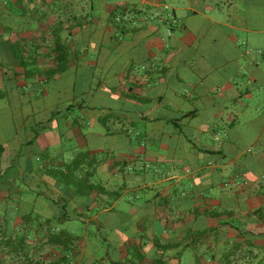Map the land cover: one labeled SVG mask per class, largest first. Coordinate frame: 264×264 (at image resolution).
I'll use <instances>...</instances> for the list:
<instances>
[{
  "label": "crops",
  "instance_id": "1",
  "mask_svg": "<svg viewBox=\"0 0 264 264\" xmlns=\"http://www.w3.org/2000/svg\"><path fill=\"white\" fill-rule=\"evenodd\" d=\"M0 264H264V0H0Z\"/></svg>",
  "mask_w": 264,
  "mask_h": 264
},
{
  "label": "rangeland",
  "instance_id": "2",
  "mask_svg": "<svg viewBox=\"0 0 264 264\" xmlns=\"http://www.w3.org/2000/svg\"><path fill=\"white\" fill-rule=\"evenodd\" d=\"M81 83H82V84H81ZM84 85H85V84H84L83 81L78 82V83H77V88L80 89V87H83ZM65 97H66V98H65V101H66V103H67V101H69L70 98L67 99V97H68L67 95H66ZM133 116H134V118H135L136 114H134ZM87 122H88L89 124H88V125H85V127H82V132H84V133H85V131H87V132H93V131H96V130L100 132V130H98V128H99L98 125H95V124L91 123L89 120H87ZM146 124H147V127L151 126V125L148 124V123H146ZM140 126L143 127L144 124H143V125H140ZM94 128H97V129L94 130ZM122 132H123V139H124V135H125V133H126L127 136L132 140L133 143L140 142V138L142 139V142H148V140H149V136H148V135H147V136L144 135V134L140 135V133H139L136 129H133V128H129V130H128L127 132H125V131H122ZM153 135H154V138H157V137H158V135H157V136H156L155 134H153ZM151 136H152V133H151ZM151 136H150V138H151ZM137 140H138V141H137ZM88 141H89V140H88ZM164 141H165V140H164ZM170 142H172V139L167 138V140L165 141L166 144H164V145L162 146V149H163V151H164L166 154H169V152L172 150V148H170ZM144 148H145L146 150H150V151L155 150V148H154L153 146H151L150 144H148V143H145ZM122 149H123V148H122V143H121V142H118V143H115V144H113V143L110 144V145H109V149H107L106 151L112 153L113 156H117L118 153H119ZM144 165H145V164L142 163V164H141V167L145 168ZM128 196H129V198H128ZM130 196H131V197H130ZM143 199H144V198H140V195L137 194V193H136V195H133V194H131V195H126V196L120 201V204H121V205H122V204H130V203L138 204V203L143 202ZM122 228H123V227H122ZM127 229H128L129 231L131 230L130 227H128ZM129 248H130V247H129ZM130 249H131V248H130Z\"/></svg>",
  "mask_w": 264,
  "mask_h": 264
},
{
  "label": "trees",
  "instance_id": "3",
  "mask_svg": "<svg viewBox=\"0 0 264 264\" xmlns=\"http://www.w3.org/2000/svg\"><path fill=\"white\" fill-rule=\"evenodd\" d=\"M54 53H55V60L57 62L56 67L55 68H51L50 70H48L46 72V74L50 77L51 75L57 73L58 71H61L64 69V67H66V63H67V54L66 52L62 49V45L60 43L56 44V47L54 49ZM84 182V180H82V183ZM97 187L99 188L102 185V181L100 179L97 180L96 182ZM99 193L97 195V198H99ZM79 197H81L83 199V197L85 199H87L86 201H88V195H80Z\"/></svg>",
  "mask_w": 264,
  "mask_h": 264
}]
</instances>
